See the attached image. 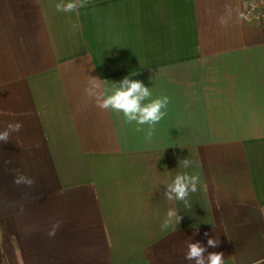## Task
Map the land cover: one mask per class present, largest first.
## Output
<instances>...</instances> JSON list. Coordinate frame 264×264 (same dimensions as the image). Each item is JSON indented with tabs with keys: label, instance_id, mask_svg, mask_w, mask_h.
Returning <instances> with one entry per match:
<instances>
[{
	"label": "crops",
	"instance_id": "0c3cea01",
	"mask_svg": "<svg viewBox=\"0 0 264 264\" xmlns=\"http://www.w3.org/2000/svg\"><path fill=\"white\" fill-rule=\"evenodd\" d=\"M58 2L0 0V130L23 125L0 141L2 264H192L190 238L264 264V25L243 0ZM125 77L169 98L151 138L84 91ZM183 172L200 180L192 207L164 195Z\"/></svg>",
	"mask_w": 264,
	"mask_h": 264
},
{
	"label": "clouds",
	"instance_id": "9594fccd",
	"mask_svg": "<svg viewBox=\"0 0 264 264\" xmlns=\"http://www.w3.org/2000/svg\"><path fill=\"white\" fill-rule=\"evenodd\" d=\"M87 0H59L55 5L58 12H77L81 7H85ZM221 23H224L221 19ZM79 25H73V28H78ZM105 83L107 81H104ZM90 86L84 89L86 95L95 99L96 107L103 110L115 111L122 113L123 117L128 123H133L137 126L148 125L147 137L151 138L154 132V126L159 123L166 112L163 111L169 103V98L164 96L162 98H151L150 87H146L140 80H133L129 77L123 78L119 83H113V87L107 93L98 91L101 85L96 83L93 78L89 82ZM23 127L20 122H8L3 130H0V141L8 142L9 136L14 132H19ZM141 130L137 127V131ZM5 164L11 163L10 160L5 161ZM194 162L188 157L179 159V167L184 169L192 166ZM13 174V184L20 186L25 185L32 187L36 181L34 178L29 177L17 170H11ZM200 183L199 177L187 172L177 173L171 182L164 183V195L167 200L175 202L182 201L185 207H192L188 201L189 193H195ZM23 206L20 207V212L23 213ZM182 217L178 214L176 209L170 208L160 227L161 230H167L173 223L178 225ZM60 227V223L56 222L52 225L47 235L54 237ZM207 236L208 234L205 233ZM187 249L184 259L192 262V264H223L222 252H207L205 246L200 242L193 243L190 240L186 242ZM208 247L215 248L219 245L217 238L210 237L207 240ZM206 254V255H205Z\"/></svg>",
	"mask_w": 264,
	"mask_h": 264
},
{
	"label": "built area",
	"instance_id": "2783aa9c",
	"mask_svg": "<svg viewBox=\"0 0 264 264\" xmlns=\"http://www.w3.org/2000/svg\"><path fill=\"white\" fill-rule=\"evenodd\" d=\"M243 18L250 24L264 25V0H243Z\"/></svg>",
	"mask_w": 264,
	"mask_h": 264
},
{
	"label": "trees",
	"instance_id": "16d2710c",
	"mask_svg": "<svg viewBox=\"0 0 264 264\" xmlns=\"http://www.w3.org/2000/svg\"><path fill=\"white\" fill-rule=\"evenodd\" d=\"M3 262V257H2V252H1V248H0V264H2Z\"/></svg>",
	"mask_w": 264,
	"mask_h": 264
}]
</instances>
